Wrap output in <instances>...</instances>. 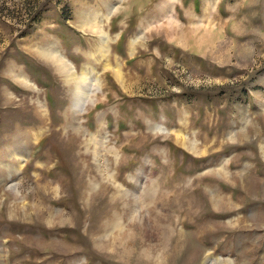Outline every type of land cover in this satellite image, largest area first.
<instances>
[{
	"label": "rangeland",
	"instance_id": "rangeland-1",
	"mask_svg": "<svg viewBox=\"0 0 264 264\" xmlns=\"http://www.w3.org/2000/svg\"><path fill=\"white\" fill-rule=\"evenodd\" d=\"M0 264H264V0H0Z\"/></svg>",
	"mask_w": 264,
	"mask_h": 264
},
{
	"label": "bare ground",
	"instance_id": "bare-ground-1",
	"mask_svg": "<svg viewBox=\"0 0 264 264\" xmlns=\"http://www.w3.org/2000/svg\"><path fill=\"white\" fill-rule=\"evenodd\" d=\"M104 37V36H103ZM105 41H106V39H105ZM104 43V42H103ZM108 48V47H107ZM60 54V53H59ZM59 54H58V51L57 50H55V51H51V55L55 58V59H57L58 60V62L63 66V67H69V65H68V63L63 59V58H60V56H59ZM118 74V73H117ZM83 78H82V83L83 84H85V82L87 83V81L90 79V77L89 76H87L86 74L85 75H83L82 76ZM120 77V76H119ZM80 88H79V90H78V92H79V95L80 96H84L85 98H86V100H87V98H90V93H88L87 91H85L84 89H83V87L82 86H79ZM81 97V98H82ZM86 100H84V99H82V102H86ZM82 104V103H81ZM85 106V105H84ZM83 106V107H84ZM82 109V108H81ZM80 109V110H81ZM81 112V111H80Z\"/></svg>",
	"mask_w": 264,
	"mask_h": 264
},
{
	"label": "crops",
	"instance_id": "crops-1",
	"mask_svg": "<svg viewBox=\"0 0 264 264\" xmlns=\"http://www.w3.org/2000/svg\"><path fill=\"white\" fill-rule=\"evenodd\" d=\"M191 171V170H190ZM197 171V168L195 169V170H193V171H191V172H196Z\"/></svg>",
	"mask_w": 264,
	"mask_h": 264
}]
</instances>
